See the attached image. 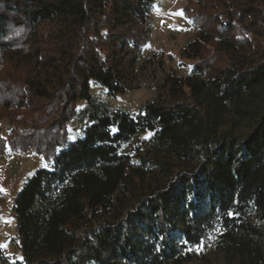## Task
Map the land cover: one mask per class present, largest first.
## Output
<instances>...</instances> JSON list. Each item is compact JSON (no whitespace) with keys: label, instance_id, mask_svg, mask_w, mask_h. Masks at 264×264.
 <instances>
[{"label":"trees","instance_id":"16d2710c","mask_svg":"<svg viewBox=\"0 0 264 264\" xmlns=\"http://www.w3.org/2000/svg\"><path fill=\"white\" fill-rule=\"evenodd\" d=\"M152 3L0 0V155L51 159L14 196L20 258L0 264H183L209 236L223 264H264V0H187L188 72L111 107L90 88L127 90Z\"/></svg>","mask_w":264,"mask_h":264},{"label":"rangeland","instance_id":"374dc122","mask_svg":"<svg viewBox=\"0 0 264 264\" xmlns=\"http://www.w3.org/2000/svg\"><path fill=\"white\" fill-rule=\"evenodd\" d=\"M186 4L187 0H153L150 9L142 15L148 34L147 42L137 49L130 63V72L124 74L127 90L110 96L103 86L94 84L90 88L92 95L111 107H122L128 112H135L145 101L156 99V87L167 75L187 73L193 61L182 58L180 50L193 36L197 26L193 23L191 14L185 12ZM180 12L183 14H176ZM128 49L132 50V44ZM69 124L71 138H74L75 133L81 129V122L73 117ZM9 128L10 124L6 119L0 120V133H6ZM151 134L149 131L140 132L137 138L124 144L121 149L132 151ZM50 163L51 159L43 160L32 150L21 152L15 148H7L0 155V245H3L2 248L12 259L20 258L12 240L15 234L12 213L14 196L36 169L48 167ZM132 163L134 166L138 165L135 160ZM259 224L264 228V223ZM211 239L209 236L193 247L194 258L183 264H223V256L215 252Z\"/></svg>","mask_w":264,"mask_h":264},{"label":"snow or ice","instance_id":"6c2138e0","mask_svg":"<svg viewBox=\"0 0 264 264\" xmlns=\"http://www.w3.org/2000/svg\"><path fill=\"white\" fill-rule=\"evenodd\" d=\"M176 14L182 15L183 13H182V12H180V13H176ZM174 15H175V14H174ZM145 138H147V137H145ZM229 215H232V213H231V212H229ZM0 247H3V245H0Z\"/></svg>","mask_w":264,"mask_h":264},{"label":"built area","instance_id":"2783aa9c","mask_svg":"<svg viewBox=\"0 0 264 264\" xmlns=\"http://www.w3.org/2000/svg\"><path fill=\"white\" fill-rule=\"evenodd\" d=\"M14 245H15V243H14Z\"/></svg>","mask_w":264,"mask_h":264}]
</instances>
